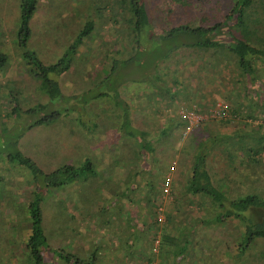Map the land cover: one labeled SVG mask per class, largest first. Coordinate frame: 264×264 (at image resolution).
<instances>
[{
	"label": "trees",
	"instance_id": "obj_1",
	"mask_svg": "<svg viewBox=\"0 0 264 264\" xmlns=\"http://www.w3.org/2000/svg\"><path fill=\"white\" fill-rule=\"evenodd\" d=\"M121 1L124 11L119 23L123 36L117 33L108 37L103 36L102 45L104 46L107 40L111 41L110 46L103 47L104 50H101L103 54L94 52L97 58L91 57L92 61L96 60L95 64L99 63L96 69L107 70L99 81L105 82L106 85L103 91L93 95L92 100L95 101L96 106L102 108L112 103L114 105L111 115L113 121L102 128L113 133L114 141H107L106 149H103L104 146H99L100 151L107 154L108 164L118 165L123 156L130 152L127 164L131 167L133 165L135 169L129 173L126 163L122 164V168L117 166L121 168L120 172L125 174L123 181H128L125 190L105 196L103 191L108 188L107 186L101 194L96 191L93 197L83 195L88 199H85L82 205L74 203L70 210L71 215L61 217L64 219L60 222L61 231L55 238L56 241L53 240L51 243H47L45 236L49 230L45 233L44 223L41 224L39 198L29 203L26 215L28 220H24L22 224L28 230L22 235L26 248L23 264H155L158 260H160L158 264L264 263V69H257L260 64H264V23H262L264 10L260 11L262 17L259 20L250 13L252 9L257 8V5L264 6V0H167L170 5L167 7L170 23L159 27L157 33L153 30L156 27L154 28L149 21L143 0ZM37 2L38 0H19L16 36L18 47L22 51L21 56L24 60L22 61L29 66L25 71L37 81L35 84L38 85L39 98L45 100L37 104L36 111L46 114L30 124L25 125L26 123L23 122L25 130L34 125L56 120L61 115L59 112L61 105L54 104L63 100L55 77L70 69L76 50L92 35L97 23L95 20L99 18L96 11L95 17L84 20L68 50L55 63L46 65L34 52L25 48L29 36L28 21ZM175 3L194 12L197 20L189 17L190 19L186 18L182 22L183 18L180 22L178 17L181 18L183 15L171 16ZM119 11L117 7L112 8V14L108 15V19L111 16H119ZM115 17H112L113 21L117 22L118 19ZM152 43L155 47L150 50ZM186 48L196 53L211 50L215 54V52L228 51L236 68L234 84L231 87L233 92L223 90L226 92L224 97L227 103L225 101H222L221 105H217L216 102L211 103L209 110L213 109L216 115L192 125H189L184 117V110L201 114L203 112L198 110L196 105L193 107L183 103L179 105L178 100L189 98L193 94L197 99L194 103L203 101L205 106L207 97L201 96V90H198L199 94L197 93V88L191 83L190 77L176 80L172 75L173 72L170 73L168 69H156L158 62L167 60L172 53ZM134 58L137 60L136 68L132 66ZM91 64V62L88 64L89 67ZM8 66V55L0 52V72L2 70L6 72ZM107 66L108 69H105L104 67ZM211 70H208L209 73ZM166 76L172 81L169 86L165 84ZM114 80L117 83L108 86L107 82ZM185 84H189L192 88L183 89ZM202 84L209 86L211 83ZM104 96L112 99L110 98L108 103L105 102L106 106L103 103L97 104L99 100L95 99ZM17 106L24 114L31 116L35 113L34 103L29 104L30 107L24 110L18 104H9L6 106L4 117L13 115L15 110H18ZM131 106L132 112L145 113L140 116L137 127L133 125L136 121L128 113ZM182 107L183 111H181ZM67 112L65 107L63 113ZM79 113L80 115L78 113L77 115L83 119L86 112L79 110ZM77 115L74 118L76 122L79 120ZM90 115L88 121L91 127L83 122L82 127L79 128L82 130L86 128L83 133L91 128L94 132H98L97 137H99L101 136L99 126L103 120L99 118L100 113ZM237 118L241 119L240 123L243 127L233 129L230 121ZM155 121H160V124L157 125ZM212 122L221 124L220 132L214 131L216 124L213 125ZM147 126L151 129L147 130ZM183 135H186V140L190 139L193 148L190 156L187 157L188 170L185 182L181 186L185 201L180 208L187 215L180 221V226L176 221L178 209H170L168 204H163L162 199L163 194L169 196V200L176 199L172 189L175 176L173 174L176 169V161L173 158L175 153L179 152V148L175 149L174 144ZM181 154L188 156L184 150H181ZM221 155L222 158H227L231 168L242 167V179L239 180L233 174H224L214 184L215 176L211 161ZM15 157L21 163L35 169L33 162L19 152H15ZM236 158L239 159L237 164L234 163ZM164 166H166L165 175L169 173L168 177L163 173L156 185L157 181L155 183L147 181L148 188L142 190L143 196L133 194L134 198L130 195L129 191L135 193L136 187L132 186L137 185L135 179L141 178L143 172L149 174L153 168L156 171ZM95 173L93 165L86 158L80 165H63L49 175V182L54 186L68 182L73 184L74 181H85ZM111 174L113 171L109 175ZM166 179L168 180L165 181ZM110 180L111 184L114 181L121 184L122 181L120 177L116 179L111 177ZM73 186L77 187L76 184ZM114 196L121 199L118 200ZM143 198L146 204L151 205L147 215H142L138 213L139 210L133 209L138 207L136 201ZM77 201L80 202V199L78 198ZM115 201L118 204H114ZM203 203L208 207V211L210 210V216L205 215ZM111 206H114V209L110 208ZM107 208L113 210L110 214L112 213L111 216L117 221L111 222L112 218H109V215L107 218L105 216L99 218L96 215V211L101 210L100 212L103 213L108 210ZM192 216L195 218L190 221ZM77 219H80L79 222ZM225 220L238 224V227L236 226L232 235H227V240H222L216 250H220L219 253L222 249L226 254H234L231 260L224 253L220 257L208 253L204 249L208 248L206 235L200 234L196 238L194 236L197 225L201 228H211ZM139 236L142 238L140 239ZM196 251L200 256L192 263V256H198ZM219 260L222 263L217 262Z\"/></svg>",
	"mask_w": 264,
	"mask_h": 264
},
{
	"label": "rangeland",
	"instance_id": "obj_2",
	"mask_svg": "<svg viewBox=\"0 0 264 264\" xmlns=\"http://www.w3.org/2000/svg\"><path fill=\"white\" fill-rule=\"evenodd\" d=\"M143 1L149 21L154 28L156 27L153 30L157 33L159 27L167 26L170 21V14L167 10V7L170 5L167 0ZM18 5L19 0H0V52L7 54L9 59V66L6 72L4 70L0 72V264H23L24 262L23 258L26 254V248L23 244L22 235L26 234L28 230L27 227L24 228L22 224L24 220L26 221L27 219L26 215L29 203L39 198L38 206L42 219L41 224L44 223L45 233L49 230L48 234L45 235L46 241L47 243H51L53 240L56 241L55 238L59 236L61 231L59 228L60 222L64 221L61 217L71 215L70 210L74 203L76 205L85 203V199H88V197H83V195H90L93 197L96 191L101 194L107 186L108 188L103 191L105 196L113 195L114 193L117 194L120 190L126 189L125 186L128 181H123L125 174L124 172H120V169L122 168V164H127V161L130 159V152H128L123 156L118 165L111 166L108 164L106 160L107 154L105 152V154H103L99 146H104L103 149H106L105 146L108 145V142L114 141L112 137L113 133L111 134V132L106 129L102 130L110 121H113L111 115L113 114L114 105L112 103L106 106L107 104H105V102L108 103L111 98L108 96L95 99L99 100V102H96L97 104L103 103L106 108L96 106L95 101L92 100L94 98L93 95L103 91L106 83H101L99 81L102 80L107 70L101 71L100 69H96L99 63L95 64L94 62H96V60L92 61L91 57L97 58L94 52L103 54L101 51L104 50L103 47L106 46L105 48H107V46H110L111 41L108 42L107 40L106 44L104 46L102 45V41L104 40L103 36L108 37L116 33L119 36H123V30L119 23L123 17L124 11V9H122V1L38 0L35 10L28 21L29 36L28 39H26L25 48L34 52L37 58L46 65L55 63L56 60L68 50L84 20L95 17L97 15L96 11L99 18L95 20L97 23L92 35L86 38L76 50L70 69L55 77L63 100L54 104L55 106L61 105L62 108L59 109L61 115L56 120L34 125L28 130H25V125L30 124V122L46 114L36 111L37 104L42 101L45 102V100L39 98L38 85L35 84L37 81L25 71L29 66L23 63L24 60L21 56L22 51L17 44L16 32L19 20ZM116 7L120 10L119 16H111L108 19V15L112 14L111 9H115ZM263 7L262 4H259L257 8L252 9V11H250L252 17H256V19L259 20L262 17V12L260 11L264 10ZM173 8L171 16L178 14L183 15L181 18L178 17V21L184 18L182 20L183 22L189 17L195 19V21L197 20V15L194 12L190 9L186 10V8L179 3H175ZM112 17L117 18L118 21L114 22ZM111 21L115 23L113 26ZM262 23H264V21H262ZM100 24L103 25V27ZM108 27L110 28L108 29ZM116 28H118V30ZM154 47L153 43L150 44V50ZM210 51L205 53L199 51V53H196V51L189 48L180 49L172 53L169 59L158 62L156 67V69H168L170 73L173 72L172 75L176 77V80L190 77L191 83L197 88V93L198 90H201V96L207 97L206 104L204 106L203 101L195 104L194 101L197 99L193 94H191L189 98L179 99L177 103L179 105L183 103V105L186 104V106L190 107L196 105V108L203 113H206V111L210 109L211 103L216 102L217 105L223 104L222 101L227 103L224 97V94L226 96V92L223 90L233 92V88L231 89V87L234 84L233 78L236 74V68L233 64L234 60L228 51L215 52V54L212 51L211 54ZM149 58L150 57H147V59ZM136 61L137 60L134 58L132 64L133 68L137 66ZM90 62L92 64L89 67L88 64ZM104 68L108 69V66ZM257 69H264V64H260ZM208 70H211V72L209 73ZM169 78L170 77L166 76L167 83L164 82L166 86L172 84ZM203 82L211 84L205 86L202 84ZM107 83H109L108 86H112L114 83H117V81L114 80ZM215 85H217V87ZM190 88L192 87L189 86V84L183 86L185 90ZM83 100H85V102H83ZM31 103L35 104V113L31 114V116L24 114L17 106L19 111L16 109L13 115L4 117L6 106H9V104H18L20 108L24 110L25 108L27 109L33 106H28ZM65 107H67V113H63ZM131 109H133L132 106L130 110H128V113L129 116L136 121L133 125L137 127L141 119L140 116L145 115V113H135L132 112L133 110ZM178 109L180 110L179 107ZM79 110H84L86 112L83 115V119L79 116ZM181 111H183V107ZM77 113L79 115H77ZM92 113H100L99 118L103 120L99 126V128H101L99 129L101 132L99 133L101 135L99 137H97L98 132H94L91 128L86 130L88 134L86 132L83 133L86 128L84 130L79 128L82 127L81 123L83 122L86 126H90L88 116L90 117ZM165 113H167V111H165ZM75 115H77L79 119L77 122L74 120ZM23 122L26 124L24 125ZM240 122L241 119H232L230 121V126L233 127V129H240L243 127ZM140 123L142 124V122ZM155 123L159 125L160 121H155ZM212 123L213 125L216 124V126H214V131L217 133L220 132V129H222L221 124ZM109 128L115 130L113 127ZM146 129L149 130L151 128L147 126ZM185 137L186 135H183V137L174 144L175 149L179 148V152H176L174 155L175 158H173L176 161V169L173 174L175 176L172 189L176 199L173 198L169 200V196L163 194L165 193L164 190L162 193L163 204H168L170 209L175 208L179 210H177L176 213L178 225L181 224L180 221L182 218L184 219V216L187 215L186 212L180 208L185 201L181 186L185 182L186 172L188 170L187 157L190 156L193 148L190 139L186 140ZM175 149L174 151H177ZM180 149L186 151L188 156L181 154ZM15 152H19L23 157H27L33 162L35 169L31 168L28 164L21 163L19 159L15 157ZM86 158L89 163L93 165L96 172L93 177H87L85 181H74L73 184H76L77 187H74L70 182L60 186H54L49 182V175H52L63 165H80ZM238 161L239 159L236 158L234 163L237 164ZM211 163L214 169V184H216L218 180H220L219 178L221 176L223 177L224 174H233L239 180L242 179V167L236 169L231 168L227 163V158H222V155L216 156ZM117 166L121 168L119 169ZM165 167L166 166L157 169L156 171L153 168L152 172L149 174L143 172L141 178L137 177L138 179H135L134 182H136L137 185H132L136 187L134 190L135 193L129 191L130 195L132 197H134L133 194H135V196H143L142 194L144 193L142 190L148 188L146 182L155 183L157 181L155 185L158 184V181L162 178V174L164 173L163 175H165ZM126 168H128L129 173L135 169V167L133 165L131 167L130 164L129 166L127 164ZM111 171H113V174L109 175ZM165 176L168 177L169 173L167 172ZM111 177H114V179L120 177L122 180L120 181L121 184H117L116 181L111 184ZM165 181H167V179ZM137 191L139 192L137 193ZM114 197L118 200L121 199V197ZM78 198L80 202L77 201ZM114 204L118 203L115 201ZM136 205L138 207L133 209L139 210L138 213L147 215V213L150 212L149 209L151 205L146 204L144 198L142 200H137ZM202 205L204 206L205 215L207 214V216H210L211 212L210 210L208 211V207H206L204 203ZM110 208L114 209V206ZM100 211H96V215H98L99 218L103 216L107 218L109 215V218H112L111 222L117 221L115 217L111 216L112 213L110 214L113 210L108 209L103 211V213ZM194 218L193 216L190 217V221H193ZM78 220L80 219H77V222H79ZM67 223L69 224V222ZM92 225V228H94V224ZM95 226L97 227V225ZM236 226L238 227V224H234L228 220H225L220 225L212 226L211 228H201L197 225L194 230V236L196 238L200 234L206 235L208 238V248L202 246L201 248L206 249L208 253H214L216 256L220 257L226 253H224L222 249L221 253H219L220 250L218 251L216 248L218 249L222 240L226 239L227 235H232L235 232ZM201 236L200 238L202 239ZM139 238L141 239L142 237L139 236ZM195 253L196 255L199 254L197 251ZM199 256L200 255L195 257L192 256L191 262L194 263L197 261ZM225 256L230 260L234 258V254L231 253H227ZM159 261L160 260L156 261V263L158 264ZM217 262L222 263L220 260ZM260 264L264 263L260 262Z\"/></svg>",
	"mask_w": 264,
	"mask_h": 264
},
{
	"label": "built area",
	"instance_id": "obj_3",
	"mask_svg": "<svg viewBox=\"0 0 264 264\" xmlns=\"http://www.w3.org/2000/svg\"><path fill=\"white\" fill-rule=\"evenodd\" d=\"M212 110L213 109H211L208 112L203 113V114L197 113V112H194V111L186 110V111H184V117L188 120L189 125H192V124H195V123H197V122H199V121H201V120H203V119H205L207 117L215 116L216 114ZM156 243H157V241L154 242V244H156Z\"/></svg>",
	"mask_w": 264,
	"mask_h": 264
},
{
	"label": "crops",
	"instance_id": "obj_4",
	"mask_svg": "<svg viewBox=\"0 0 264 264\" xmlns=\"http://www.w3.org/2000/svg\"><path fill=\"white\" fill-rule=\"evenodd\" d=\"M30 128H31V127H30ZM28 129H29V128H28ZM126 211H127V210H126ZM129 211H130V210H129ZM114 229H115V228H114V226H113V231H114ZM101 232H102V230H101ZM115 232H116V231H115ZM117 249H119V247H117ZM121 250H122V249H121Z\"/></svg>",
	"mask_w": 264,
	"mask_h": 264
}]
</instances>
